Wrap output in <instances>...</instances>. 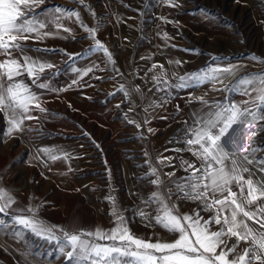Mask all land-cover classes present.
I'll list each match as a JSON object with an SVG mask.
<instances>
[{
  "label": "crops",
  "instance_id": "obj_1",
  "mask_svg": "<svg viewBox=\"0 0 264 264\" xmlns=\"http://www.w3.org/2000/svg\"><path fill=\"white\" fill-rule=\"evenodd\" d=\"M247 1L249 0L235 2L245 5ZM178 3L179 7H169L164 3L159 4V0L151 3L154 5H150L148 0H85L88 6L86 8L78 0H45L35 8L39 13L51 10L53 6H61L79 12L81 20L88 27H97L98 23L103 25L96 38L103 41L115 63H110L107 56L99 51L87 53L69 65L65 52L85 53V50L94 47L93 40L85 38L88 33L75 17L61 21L73 29L71 37L61 30L59 35L46 37L42 41L29 40L24 45L28 49L27 55L55 65V68L41 74L42 78L50 77L47 81L50 87L67 88V91L57 94L37 89L31 80L20 77L32 85L34 91L42 93V106L47 112L33 111L31 114L38 116L39 120H26L24 131L11 136L7 135L9 125L6 117L0 113L3 121L0 132V186L14 197L16 204L13 207L25 209L23 213H16L17 215L31 216L32 213L27 211L31 207L37 209L38 218L49 226L63 229L70 226L110 229L114 227L112 204L107 199L111 196L117 208L128 218L132 233L145 239L150 237L153 241L176 239L175 234L160 226H145L144 220L138 215L134 216L136 208H144V198L141 197L140 204L134 202L139 197L133 195L134 191L130 186L135 182L131 177V165L116 157L124 151L147 153V171L150 170V162L158 169L165 183L170 178L164 173L171 172L174 168L164 165L171 163L175 166L176 176L171 179L188 174L179 167L181 159L193 162L197 167L200 165V161L190 151H172L186 148V145L170 143L167 138L173 136L176 125L186 129L191 126L193 113L202 108L205 112L208 111L195 97L203 96L209 103L218 98L212 94V83L190 81V87L176 86L179 76L196 70H193L196 64L175 47L176 42L184 35V27L200 24L198 17L179 14L178 10L186 2L178 0ZM90 10L95 11L96 17L90 14ZM100 17L103 19H99ZM165 19L172 22L166 23ZM144 24L153 25V28L147 30L148 27L145 28ZM44 31L55 32L56 29L51 25ZM177 60L182 62L181 65L175 63ZM154 63L163 65L169 87L165 88L163 82L156 85L150 79L152 72L149 69ZM94 65H99L104 71L94 69L79 85L71 84L76 75L71 67L85 69ZM206 65L208 64L205 63L202 67ZM115 69H119L120 75L116 74ZM155 71L162 69L158 67ZM96 76L101 79H95ZM121 85L128 90L129 96L119 91ZM135 86H139L140 90L136 91ZM237 93L236 100L232 103L247 98ZM185 121L188 122L187 125ZM136 124L140 127H136ZM107 134L111 138L108 143L102 144L103 141L99 138ZM133 139L135 144L132 143ZM112 142L116 144L113 145L114 148L111 146ZM108 146L113 148V155L108 154ZM42 148L49 149L51 154L60 155L61 158L50 160L45 153L38 151ZM63 153L68 154V159L63 158ZM169 156L174 157L171 162L165 160L164 165L157 162L158 157ZM235 156L243 159L247 155ZM248 167L255 170L259 166ZM154 178L149 177L146 182L151 184L150 180ZM122 183L126 185L124 190L121 188ZM151 190L154 191L153 185ZM172 201L181 212L175 195L172 196ZM155 209L156 205H151L145 211L155 216ZM201 215L207 218L213 212L201 211ZM16 227L20 226L13 224L0 232V264H58L49 258H37L29 239L31 237L50 247H55V242L49 244L30 232L25 235L27 238L20 239L12 234V229ZM56 234L61 235V232L57 230ZM234 241L235 238L229 243ZM243 247L246 245L241 243L240 249ZM240 249H237V253ZM63 260L61 256L59 263Z\"/></svg>",
  "mask_w": 264,
  "mask_h": 264
},
{
  "label": "snow or ice",
  "instance_id": "obj_2",
  "mask_svg": "<svg viewBox=\"0 0 264 264\" xmlns=\"http://www.w3.org/2000/svg\"><path fill=\"white\" fill-rule=\"evenodd\" d=\"M44 2L45 0H0V57H4L0 59V113L4 114L9 125L8 136L22 133L26 120H39L38 116L31 114L33 111L47 112L42 106V93L34 91L32 85L37 89L57 94L60 91H67V88H51L47 82L50 77L42 78L41 74L55 68V65L27 55L28 49L24 46L27 41H42L46 37L59 35L61 30L71 37L73 29L61 21L75 17L88 33L85 38L93 40L94 47L85 50V53L65 52L69 65L87 53L99 51L107 56L110 63H115L108 48L96 38L98 30L103 25L98 23L97 27L89 28L81 20L79 12L61 6L36 12L35 8ZM78 2L88 7L85 0ZM162 3L169 7H179L178 0H162ZM90 14L96 17L94 10H90ZM165 22L172 21L165 19ZM51 25L55 26V32L44 31ZM164 35L167 38V34ZM186 51L196 52L194 49ZM211 59L213 63L197 72L179 76V83L176 86L190 87V81L223 84L226 75H236L238 69L231 63L224 65L222 58L216 56ZM253 60L264 63V60L256 57H253ZM175 63L181 65L182 62L177 60ZM158 67L162 71H155ZM94 69L104 71L99 65L85 69L71 67V71L76 74L71 84L79 85L80 81ZM149 71L152 72L150 79L156 85L163 82L165 88L169 87L163 65L154 63ZM115 72L120 75L119 69H115ZM20 77L31 80L32 85ZM94 78L101 79L99 76ZM135 90L139 91V86H135ZM119 91L125 96L130 95L124 85L120 86ZM228 91L239 92L247 99L232 103L228 102L226 97L225 101L210 104L203 96L195 97L208 111L205 112L202 108L199 112L193 113V123L187 127V134L181 138L186 148L172 149L177 152L190 151L200 161L199 167L193 162L181 159L179 167L188 174L171 179L176 176L175 166L171 163L164 165V161L171 162L174 157H158V163L174 168L173 171L164 173L170 178L169 181L167 183L162 181L158 169L150 162V170L143 177L144 179L155 177L150 180L154 191L149 194L146 201H143L144 208L138 207L133 211L134 216L138 215L144 220L145 226H160L175 234L176 239L153 241L150 237L145 239L132 233L128 226V218L117 208L111 196L107 198L112 204L111 215L114 223V227L110 229L101 227L82 229L76 226L63 229L59 226H49L38 218L37 209L31 207L27 209L32 213L31 216L17 215L16 213H23L25 209L13 207L16 204L14 197L2 186H0V232L15 224L20 227L13 228L12 234L20 239L30 232L49 244L55 242L57 258L63 255L66 264H264V157L256 159L257 153L264 151V145L259 142V136L264 135V73L242 76ZM177 110H180L179 105ZM185 124L188 122L185 121ZM257 124L259 128L254 134L257 143L252 147L250 156L240 159L225 150L223 144L236 130L234 126L254 127ZM136 127L139 128L140 125L136 124ZM38 151L45 153L52 161L61 158L60 155L51 154L47 148ZM63 158L68 159V154L63 153ZM229 161L230 163H226ZM248 165L259 167L254 170ZM173 187L176 189L175 192ZM173 195L177 199L200 201L203 208L197 207L190 213H181L172 201ZM153 204L156 205L155 216L145 211V208ZM201 211H212L213 215L205 218ZM57 230L61 235L56 234ZM233 238L235 241L230 244ZM241 243L246 247L240 249ZM237 249H240L239 253Z\"/></svg>",
  "mask_w": 264,
  "mask_h": 264
},
{
  "label": "rangeland",
  "instance_id": "obj_3",
  "mask_svg": "<svg viewBox=\"0 0 264 264\" xmlns=\"http://www.w3.org/2000/svg\"><path fill=\"white\" fill-rule=\"evenodd\" d=\"M154 0H148L150 5ZM236 0H185L184 7L178 10V13L183 15H190V17H198L200 24H191L186 26L182 30L184 35L176 43V48L181 50L189 60L195 63L193 72H197L202 66L207 63H213L211 57L216 56L222 58L223 64L227 65L231 63L238 69L235 76L226 75L223 84L213 85L212 94L218 98L216 101H225L226 97L228 102L236 100L237 92L228 89L232 88V85L240 79L241 74L243 76L264 73V63H259L253 60V57L259 60H264V0H249L245 5H240L235 2ZM162 0H159V4ZM204 9L205 11H200ZM147 30H151L153 25L144 24ZM92 28V25H89ZM191 34H190V33ZM189 33V34H188ZM103 43V41L101 40ZM180 48V49H179ZM187 49H194L196 52L202 54H196V52L186 51ZM243 67H240V66ZM244 70V71H242ZM243 72V73H240ZM238 74V75H237ZM216 89H224L217 91ZM247 99V98H246ZM213 103V102H212ZM211 104V102H210ZM244 128L245 134L250 144V148L245 153L247 156L251 155L252 147L256 146L257 140L254 138V134L257 133L259 125L254 127H245L244 125H237L234 128ZM3 129V121L0 118V132ZM173 136H169L170 143H184L182 137L187 134V129L184 126L176 125L173 129ZM110 135H104L100 140L102 144L108 143ZM135 139L132 143L135 144ZM119 141L117 140L116 143ZM259 142L264 145V135L259 136ZM131 144V143H130ZM115 142H112L113 146ZM114 148V146H113ZM113 148L108 146V154L113 155ZM118 158L123 161L126 160L131 165V177L134 179V184L130 185L134 194L139 199L134 202L141 203V199L146 201L149 198V194L152 192L151 184L147 183L148 179H144L146 173V160L145 153L140 151H124L119 154ZM264 157V151H260L256 155V159ZM119 170V169H118ZM187 175V174H185ZM184 175V176H185ZM122 190L126 188L124 183L121 184ZM174 192L176 189L173 190ZM142 197V198H141ZM180 203L182 213H190L197 207L203 208L200 201H192L185 199H177ZM179 205V204H178ZM153 206H155L153 204ZM27 238V236H25ZM32 248L35 249L37 258H49L58 264H66L65 257L60 255L57 258V250L55 247L45 246L43 242L30 237ZM43 245V247H41ZM44 253H49L44 255ZM61 256H63V262L59 263Z\"/></svg>",
  "mask_w": 264,
  "mask_h": 264
},
{
  "label": "clouds",
  "instance_id": "obj_4",
  "mask_svg": "<svg viewBox=\"0 0 264 264\" xmlns=\"http://www.w3.org/2000/svg\"><path fill=\"white\" fill-rule=\"evenodd\" d=\"M223 147L232 155H245L250 148L245 129L243 127L236 129L224 142Z\"/></svg>",
  "mask_w": 264,
  "mask_h": 264
}]
</instances>
